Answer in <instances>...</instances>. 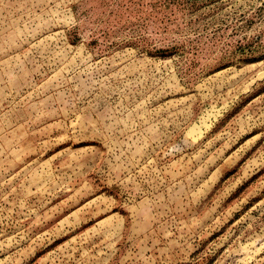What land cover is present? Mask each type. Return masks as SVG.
<instances>
[{
    "label": "rangeland",
    "instance_id": "374dc122",
    "mask_svg": "<svg viewBox=\"0 0 264 264\" xmlns=\"http://www.w3.org/2000/svg\"><path fill=\"white\" fill-rule=\"evenodd\" d=\"M0 264H264V0H0Z\"/></svg>",
    "mask_w": 264,
    "mask_h": 264
}]
</instances>
